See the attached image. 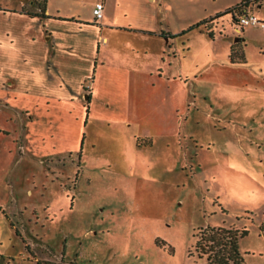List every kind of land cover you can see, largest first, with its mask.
<instances>
[{"label":"rangeland","instance_id":"1","mask_svg":"<svg viewBox=\"0 0 264 264\" xmlns=\"http://www.w3.org/2000/svg\"><path fill=\"white\" fill-rule=\"evenodd\" d=\"M32 1L0 0V9L37 11ZM98 1L48 5L94 22ZM239 2L109 0L115 23L172 32L181 56L172 64L155 56L162 71L128 90L105 66L77 121L63 101L18 97L39 115L25 148L26 119L0 106V264H204L194 249L209 225L247 229L244 263L264 264V27L239 31L231 13L213 35L197 26ZM246 10L264 19V0ZM235 43L246 63L231 62Z\"/></svg>","mask_w":264,"mask_h":264},{"label":"crops","instance_id":"2","mask_svg":"<svg viewBox=\"0 0 264 264\" xmlns=\"http://www.w3.org/2000/svg\"><path fill=\"white\" fill-rule=\"evenodd\" d=\"M102 1L104 17L100 21L94 19V22L53 14L48 4L45 16L41 15L40 7L34 12L23 11L25 5L19 10L0 9V106L14 109L26 119L25 135L18 136L24 140V148L34 137L30 128L37 123L39 115L37 107L31 104L22 106L20 103L18 106V97L31 99L39 92L49 103L63 101L68 114L77 121L88 112L86 98L90 101L93 98L92 85L95 87L101 81L105 66L120 71L128 90L137 79L162 71L153 66L155 56L159 55L169 64L181 56L179 47L175 46L174 33L141 24L133 26L129 22L117 24L112 19L109 0ZM108 31L117 35L110 38ZM136 31L148 37L133 36L132 32ZM122 32L128 34L125 40H121ZM243 32H247L245 27ZM104 38L108 40L104 41ZM153 40H157L156 43ZM110 51L115 53L113 65L107 63V52ZM88 79L94 83L90 85ZM3 88L10 89L7 99L3 96L7 94ZM86 92H89L88 97ZM33 101L38 106L36 96ZM60 151L54 150V153ZM69 151L73 152L72 149Z\"/></svg>","mask_w":264,"mask_h":264},{"label":"trees","instance_id":"3","mask_svg":"<svg viewBox=\"0 0 264 264\" xmlns=\"http://www.w3.org/2000/svg\"><path fill=\"white\" fill-rule=\"evenodd\" d=\"M250 0H240V2L231 8H228L222 13H218L215 16L205 19L197 23V26L205 25L210 35H213L212 25L217 19L223 15L231 13L233 15V21L236 26L239 24L238 15L245 11L246 6ZM263 1V0H258ZM39 5L45 16L48 0H34ZM23 11H26L23 9ZM34 14V13H30ZM37 14V13H36ZM152 33V32H150ZM230 60L232 63H246L247 59L237 43L231 47ZM88 103L90 100L87 101ZM89 112V106H87ZM248 234L247 229H239L236 227H215L207 226L202 227L196 234V244L194 252L199 257L205 260L204 264H245L244 257L240 249V241ZM193 252V253H194ZM38 264H77L75 261L65 262L64 257L61 261L54 262L51 260H38Z\"/></svg>","mask_w":264,"mask_h":264},{"label":"built area","instance_id":"4","mask_svg":"<svg viewBox=\"0 0 264 264\" xmlns=\"http://www.w3.org/2000/svg\"><path fill=\"white\" fill-rule=\"evenodd\" d=\"M104 9L105 5L104 2L100 1L98 2L93 10L95 20L100 21L104 17ZM239 18V24L237 27L239 28V31H241L246 25L254 24L261 27H264V19H261L257 15L248 12L245 8V11L238 15ZM107 38H104V41H107Z\"/></svg>","mask_w":264,"mask_h":264},{"label":"water","instance_id":"5","mask_svg":"<svg viewBox=\"0 0 264 264\" xmlns=\"http://www.w3.org/2000/svg\"><path fill=\"white\" fill-rule=\"evenodd\" d=\"M87 97H88V95H87Z\"/></svg>","mask_w":264,"mask_h":264}]
</instances>
